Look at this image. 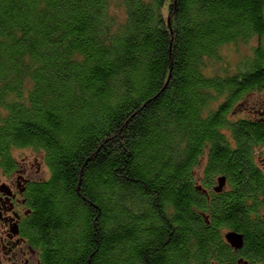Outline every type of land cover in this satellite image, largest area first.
I'll return each mask as SVG.
<instances>
[{"label":"trees","instance_id":"1","mask_svg":"<svg viewBox=\"0 0 264 264\" xmlns=\"http://www.w3.org/2000/svg\"><path fill=\"white\" fill-rule=\"evenodd\" d=\"M263 91L264 0H0V172L47 171L40 264H264Z\"/></svg>","mask_w":264,"mask_h":264},{"label":"flooded vegetation","instance_id":"2","mask_svg":"<svg viewBox=\"0 0 264 264\" xmlns=\"http://www.w3.org/2000/svg\"><path fill=\"white\" fill-rule=\"evenodd\" d=\"M32 159L36 164L35 172H32L33 162H27L24 166L19 164L20 169L10 175L0 172V264H40L22 228L30 213L25 204V185L40 181L39 176L44 168L33 155ZM243 248L244 245L236 252L233 249V252L236 255Z\"/></svg>","mask_w":264,"mask_h":264},{"label":"rangeland","instance_id":"3","mask_svg":"<svg viewBox=\"0 0 264 264\" xmlns=\"http://www.w3.org/2000/svg\"><path fill=\"white\" fill-rule=\"evenodd\" d=\"M240 52L242 54H246L248 52V50L247 49H241ZM221 54L223 56H225L228 59V61H230V62H232L233 60L235 61V59H236V56L232 55V53L229 54V52H227V50L225 48L221 51ZM215 69L216 68L213 67V70H215ZM245 104H246L247 108H249V109L257 108V109L261 110V108H264V91L261 94H254V95L248 97L247 101H245ZM256 152H257V162H258V164H261V162H264V147L257 149ZM14 155L15 156L17 155L16 159L18 160V163L23 165V166L27 162H29V163L33 162L32 152L30 150H18L14 153ZM35 155H37L36 152H35ZM31 165L33 166L32 172H35L36 171V164L33 162ZM43 172H45V173L43 174ZM39 177H42L44 179H46L48 177L47 171L46 170L44 171V168H43V171ZM34 178L37 179L38 177L35 175Z\"/></svg>","mask_w":264,"mask_h":264},{"label":"water","instance_id":"4","mask_svg":"<svg viewBox=\"0 0 264 264\" xmlns=\"http://www.w3.org/2000/svg\"><path fill=\"white\" fill-rule=\"evenodd\" d=\"M225 184V179L220 178L217 180V185L215 187V191L217 193L221 192ZM225 240L227 241V244L233 248L235 251L240 249L243 245V237L240 234L234 233V232H228L225 234Z\"/></svg>","mask_w":264,"mask_h":264},{"label":"clouds","instance_id":"5","mask_svg":"<svg viewBox=\"0 0 264 264\" xmlns=\"http://www.w3.org/2000/svg\"><path fill=\"white\" fill-rule=\"evenodd\" d=\"M228 233V232H227ZM226 234V233H225ZM225 234H224V239H225ZM242 247V246H241ZM239 250V249H238ZM237 251V250H236Z\"/></svg>","mask_w":264,"mask_h":264}]
</instances>
